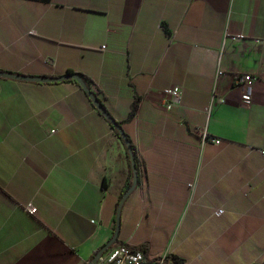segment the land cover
Here are the masks:
<instances>
[{
    "label": "crops",
    "instance_id": "crops-1",
    "mask_svg": "<svg viewBox=\"0 0 264 264\" xmlns=\"http://www.w3.org/2000/svg\"><path fill=\"white\" fill-rule=\"evenodd\" d=\"M0 71L79 74L122 125L138 182L117 243L264 264V0H0ZM243 74L256 77L250 104ZM131 175L77 81L0 76V264H88Z\"/></svg>",
    "mask_w": 264,
    "mask_h": 264
},
{
    "label": "built area",
    "instance_id": "built-area-1",
    "mask_svg": "<svg viewBox=\"0 0 264 264\" xmlns=\"http://www.w3.org/2000/svg\"><path fill=\"white\" fill-rule=\"evenodd\" d=\"M256 77L250 74H243L238 80V86L242 92V101L245 104H250L254 97V83ZM164 95L169 98L167 109L172 110L181 101L182 88L179 86H172L163 90ZM206 136V134H205ZM220 143V139H215ZM264 153V151H263ZM25 210L30 214L37 213V207L32 203L24 206ZM224 208H219L216 215L220 216L224 213ZM92 222H96L92 220ZM128 244H114L107 250L99 259L97 264H176L173 257L163 254L156 259L147 257V254L142 249H132Z\"/></svg>",
    "mask_w": 264,
    "mask_h": 264
},
{
    "label": "water",
    "instance_id": "water-1",
    "mask_svg": "<svg viewBox=\"0 0 264 264\" xmlns=\"http://www.w3.org/2000/svg\"><path fill=\"white\" fill-rule=\"evenodd\" d=\"M0 76L7 77V78H14L19 80H28V81H36V82H54V81H62L66 79H75L79 85L88 93L90 98L92 99L95 106L109 119V121L112 123L113 127L119 132L120 136L123 138L128 151L130 155L131 165H132V171H133V182L132 185L128 188V190L122 195L118 206H117V213H116V226L115 231L110 240H108L102 248L97 252V254L91 259V261L88 264H97L100 257L114 244L118 241V236L121 228V213H122V207L126 200V198L129 196V194L135 189L138 182V172H137V166H136V158L135 154L133 153V147L132 144L126 135L124 129L122 128V125L115 119L113 116L102 106L99 99L95 96L93 90L87 83V80L83 78L79 74L70 73L65 76H60L57 78L54 77H34V76H26L21 74H13L9 72H3L0 71Z\"/></svg>",
    "mask_w": 264,
    "mask_h": 264
},
{
    "label": "trees",
    "instance_id": "trees-1",
    "mask_svg": "<svg viewBox=\"0 0 264 264\" xmlns=\"http://www.w3.org/2000/svg\"><path fill=\"white\" fill-rule=\"evenodd\" d=\"M66 80H72V81H75V82H76L75 79H66ZM100 103L102 104V106L104 107V109H106L105 106H104V104H103L102 102H100ZM137 107H138V100H135V101L133 102V104H132V109H131L130 117L134 116V114H135V112H136V110H137ZM132 182H133V175L130 176L128 182L126 183V185H125V187H124V189H123V191H122L121 197H122V195L128 190V188L132 185ZM101 248H102V246H101V247H100V248L94 253L93 257L97 254V252H98ZM130 248H132V249H142V250H144L145 252H147V248L142 247V246H130ZM93 257H92V258H93ZM174 260H175V263H176V264H181V261H180L179 259H177V258L174 257Z\"/></svg>",
    "mask_w": 264,
    "mask_h": 264
},
{
    "label": "rangeland",
    "instance_id": "rangeland-1",
    "mask_svg": "<svg viewBox=\"0 0 264 264\" xmlns=\"http://www.w3.org/2000/svg\"><path fill=\"white\" fill-rule=\"evenodd\" d=\"M110 248H111V247H110ZM110 248H109V249H110ZM109 249H108V250H109Z\"/></svg>",
    "mask_w": 264,
    "mask_h": 264
}]
</instances>
